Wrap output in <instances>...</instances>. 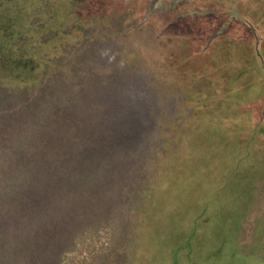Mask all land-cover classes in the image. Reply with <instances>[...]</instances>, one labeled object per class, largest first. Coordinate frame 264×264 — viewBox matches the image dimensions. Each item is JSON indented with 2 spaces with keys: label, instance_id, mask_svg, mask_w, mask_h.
<instances>
[{
  "label": "rangeland",
  "instance_id": "obj_1",
  "mask_svg": "<svg viewBox=\"0 0 264 264\" xmlns=\"http://www.w3.org/2000/svg\"><path fill=\"white\" fill-rule=\"evenodd\" d=\"M77 5L85 9L86 24L71 28L74 35L61 22L47 33L42 14L32 20L40 26L31 34L39 39L34 50L45 67L34 85L0 78L33 88V100L49 84L43 96L54 121L43 123L40 133L54 134L56 143L40 133L17 142L43 145L24 150L40 166L33 177L41 182L28 194L21 191L20 205L11 199L4 201L7 208L0 205V230L13 239L30 224L48 235L53 253L61 248V255L46 264H175L174 257L183 264H264V62L257 59L264 53V39L257 35L258 25L264 33V0ZM180 31L213 33L207 47L222 34L233 39L207 55L216 64L204 70L202 81L221 74L227 78L222 87L231 88L221 99L225 105L210 114L194 104L188 87L198 80L192 78L196 62L191 72L180 67L186 74L168 58L166 42ZM233 49L239 67L225 65L224 55ZM119 51L134 62L131 72L114 65ZM235 76L238 82L231 80ZM11 103L17 110L22 101ZM67 107L70 116L63 118ZM29 116L17 112L5 120L2 145L15 140ZM95 170L101 184L72 206L74 179ZM60 206L64 214L58 216Z\"/></svg>",
  "mask_w": 264,
  "mask_h": 264
},
{
  "label": "trees",
  "instance_id": "obj_2",
  "mask_svg": "<svg viewBox=\"0 0 264 264\" xmlns=\"http://www.w3.org/2000/svg\"><path fill=\"white\" fill-rule=\"evenodd\" d=\"M81 1L82 0H0V78H10L20 83L31 82L34 85V82L40 78L39 74H42L45 71V67L42 68L43 63H40V57H43V55L34 50V47H39V39L34 34H31L38 33V31L40 32V26L38 27V22H33L32 20L42 14L40 16H42V19L48 24L47 28L49 29L47 33H50L51 31L53 32L54 29L52 25L58 22H61L62 26H64V28L66 27L65 29L70 28L71 30L74 26L83 28L86 21L83 19L82 11L85 9H79L77 5L78 2ZM192 25L194 26L193 30L199 29L198 25ZM259 26L260 25H258L257 28L259 34L257 35L263 40L264 33H260ZM71 32L72 33H69L68 35H74L72 30ZM194 32L195 31L185 33L180 31L179 33H170L169 40L172 42V46L169 48L171 42L169 43L167 41L166 48L169 50L168 58L172 59V64L178 66L179 68L177 69L179 70L182 69L180 67H185L187 69L186 71L191 72L192 70L190 67L196 62L195 69L198 70V74L192 76V78L198 77V80L195 82V85L190 83L188 87L193 91L194 104H196V102L201 103L199 105V108L202 109L201 112L204 109H208L209 111L205 112V114H210L212 110L215 111L218 107L222 108L223 105H225V102L221 99L224 98V95L228 93L231 88L222 87L225 84V81H227V78L221 74H209L205 79L208 82L205 83L202 81V77L206 75L203 74L205 73L204 70H209L216 64L214 60L213 62L210 61V59L207 58V55L210 48L217 43L225 47L228 43L233 42V39L223 36L222 34L213 40L212 46L207 47L206 40L213 33ZM82 37L86 38L87 36L83 35ZM121 51L117 52L113 57V61L115 62L114 65L120 69L131 72V70L134 69V66L132 67L134 62L128 60L126 58L127 56L121 53ZM260 55L261 56L257 54L260 58H257L259 65L264 62V53L262 52ZM235 56H237L235 49L229 52L227 51L224 55L225 65L239 67L240 65L236 63L237 59ZM220 67L225 68L224 65H221ZM186 71L184 70V72L188 74ZM89 74L90 73L86 70L82 73V77L86 78ZM231 80L238 82L236 76ZM16 85L3 84L0 80V126L5 124V120H11L9 118L12 115L15 116V113L17 112L20 113V115H30V119L26 121V127L20 129L18 136L15 137V140L10 143V145H2L1 141L3 139L0 138V205L3 204L6 208L8 204L4 205L5 200L11 199L14 204L18 206L22 201L20 195L21 191L25 189L24 194H28L40 184V179L33 177L37 172L39 174L40 166L29 160L24 150L26 147H32V149L27 150L35 152L43 145L33 141L30 142L31 145H22L25 140L29 139L31 134L34 135L35 133L42 132L44 130V124L51 125L50 122L53 120L49 110L48 114L46 112V108L48 109V103L43 96L44 92L49 90V84L46 83V87L42 86L39 89L43 94L34 100L30 98L29 94L33 88L27 90L21 88L20 85ZM188 87H185V90H190ZM202 99L205 101H202ZM13 100L14 102L22 101V103L17 106V110L11 109V102H13ZM235 104L237 105L236 107L239 106L237 101H235ZM203 105L204 107H202ZM62 111L66 113L63 118H68L70 116L71 111L69 107H67L66 110L62 109ZM53 115L58 118V111L55 113L53 112ZM198 115L196 113V117ZM0 130H2V128H0ZM186 131H188V128ZM40 134L41 139L51 142V145L56 144L52 140L54 134L49 132H43ZM2 135H4V133L0 132V136ZM18 141L22 142V145L17 144ZM66 141L70 142L69 138H66ZM10 155L15 156L16 161L13 160ZM92 172H94V174ZM95 172L96 170L88 171L85 174V178L74 179L77 189L75 195L71 197L72 206L75 203H83L86 200V196L89 193V190H91V186L101 184L102 181L99 179L100 175H98V179H96ZM40 177L42 176L40 175ZM125 202L127 203V200H125ZM3 211L4 208L3 210L0 209V216ZM53 212L56 213V210L54 209ZM57 214L58 216L64 214L61 210V206L59 213L57 212ZM16 215L18 216V214ZM171 215L176 217L174 211ZM29 225H24L21 229L22 235L20 234L19 237L13 239L7 237L5 232L0 230V264H46L45 260L47 258L52 257L58 259L60 257L61 248H55L53 253L52 244L47 243L49 240H46L48 235L41 236V233H37L38 231L36 229L33 230L34 225H30V227ZM16 227H20L19 222ZM46 243L47 245L45 246ZM174 260H177L175 264H183L184 259L174 257Z\"/></svg>",
  "mask_w": 264,
  "mask_h": 264
}]
</instances>
